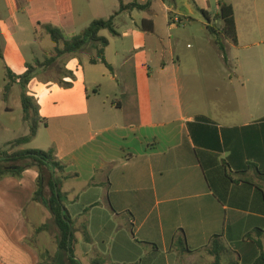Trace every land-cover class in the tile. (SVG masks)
I'll use <instances>...</instances> for the list:
<instances>
[{
    "label": "crops",
    "instance_id": "0c3cea01",
    "mask_svg": "<svg viewBox=\"0 0 264 264\" xmlns=\"http://www.w3.org/2000/svg\"><path fill=\"white\" fill-rule=\"evenodd\" d=\"M148 1L84 0L89 24L115 15L117 33L100 32L109 40L104 57L110 67L92 63V44L90 51L37 69L27 87L41 79L59 95L44 104L52 107L47 115L38 108L43 122L35 138L10 144L30 133L22 117L23 135L4 141L10 147L3 150L55 149L70 176L63 192L77 259L187 264L190 256L213 263V237L220 236L225 261L252 264L264 252V0H151L148 10L120 12L121 2ZM222 3L234 8L237 32V43H226L227 61L208 31L222 25ZM77 14L74 0H0L1 105L9 100L3 97L7 69L25 72L31 61L24 49L35 48L44 34L55 43L46 26L68 39L77 35ZM144 20L152 31L142 27ZM187 37L204 41L220 61L204 85L208 91L196 90L201 86L191 74L198 67L186 63L183 51ZM56 46L47 57L56 55ZM83 52L84 61L73 63ZM74 72L84 87L77 97L67 79ZM38 176L29 168L19 178L0 179V264L41 262L39 246L48 245V231L35 234L37 243L32 238L44 224L40 203L33 201ZM181 230L189 250L183 253ZM46 250L54 254L57 247Z\"/></svg>",
    "mask_w": 264,
    "mask_h": 264
},
{
    "label": "trees",
    "instance_id": "16d2710c",
    "mask_svg": "<svg viewBox=\"0 0 264 264\" xmlns=\"http://www.w3.org/2000/svg\"><path fill=\"white\" fill-rule=\"evenodd\" d=\"M151 6V0L146 4L132 2L124 4L121 2L120 12L128 10H148ZM119 13V12H118ZM203 13L207 16L206 12ZM115 15L108 19H96L81 33L66 38L63 31L59 28L46 26L48 33L52 40L57 44L55 56L45 57L44 60H35L34 64L28 63L26 71L21 75H15L10 69L6 71V78L8 83L4 88V99L9 97L12 86L15 83L20 84L23 89L22 92V107L24 119L30 122V133L27 136L20 137L12 142V147L29 143L36 137L40 123L43 119L39 116V109L33 99L26 94V88L31 82L34 73L39 68H47L51 66L62 55L68 53H77L83 51L88 46L96 44L97 59H92V63L98 61L110 67L104 57V48L109 44V40L100 36L102 30H109L111 33H117L114 27ZM222 21L221 26L209 25L208 31L214 38L215 43L218 45L220 51L226 57V43H237L236 21L234 8L231 5L222 3L220 12L217 16ZM142 27L147 31H152L153 26L148 20L142 22ZM29 168H34L38 171V191L33 196V201L43 204L51 213L54 224L58 229L56 234L57 250L54 254L46 250L40 251L41 262L40 264H82L76 258L74 253V239L75 229L74 222L66 209L67 196L63 192L64 183L70 178L65 172L64 164L58 159L55 149H25L9 153L5 150H0V179L5 176L21 177L22 173ZM264 182V174L259 173ZM261 188V187H260ZM46 189L49 195H46ZM49 228V223H44L35 228L34 234H39ZM84 238L90 241V236L86 230H83ZM30 243L32 240H28ZM215 243L212 255L214 256L213 264H223L222 254L226 253L228 249L222 243L220 236H214ZM180 246V253L189 251L187 247L184 232L181 230L178 239ZM93 264H105V260L96 259ZM229 264H240L239 261H231ZM252 264H264V252Z\"/></svg>",
    "mask_w": 264,
    "mask_h": 264
},
{
    "label": "rangeland",
    "instance_id": "374dc122",
    "mask_svg": "<svg viewBox=\"0 0 264 264\" xmlns=\"http://www.w3.org/2000/svg\"><path fill=\"white\" fill-rule=\"evenodd\" d=\"M74 4L77 9V16L76 18V25L74 27L75 31L77 34L81 33L88 27L90 24V19H92V16H88V10H86L84 0H74ZM55 9L49 10V12H55ZM88 16V18L84 21V17ZM8 17V14L6 15ZM34 32V30H33ZM35 35V34H34ZM38 37V36H37ZM39 43L36 45L35 48L26 50L24 49L25 53L29 55L28 59L31 61V63L35 62L36 59H41L43 60L46 56V51H52V46L56 43H53L48 35H43L42 38H38ZM190 45L191 49L187 48V45ZM208 46L205 45L204 41L199 40L198 38L196 40L192 39L191 37H187L184 40V45H183V51L185 54H187V62L190 64L192 67H198V69L195 71V73H192V77L195 78V84L198 86H201L200 89L198 87L196 88L197 92H203L202 89L205 91H208L207 87L204 88V85L207 84V79L209 76H214L213 72L217 71L218 67L220 66V61L216 57V55L208 50ZM87 51H90L87 47ZM96 55L97 50H95ZM196 58H193V56L196 54ZM226 54V53H225ZM88 54L80 53L78 56L73 57V63L76 62H81L84 61ZM194 59V60H193ZM196 60V61H195ZM211 60V61H210ZM193 61V62H192ZM217 67H213V66ZM207 67H212L209 70V73H207ZM16 74H23L24 69L21 70L18 67L14 68ZM67 79H69V82L73 84V96L77 97L80 96L79 90L81 86V91L84 93V87L82 89V76L81 74L77 73H72V74H67ZM42 83H37L33 81L29 87H27L26 94L29 97H34L33 99L34 103L38 106L40 110H42V113L44 115H47V113L52 109V107H49V105H44L45 103L48 102V99L51 98L52 96L59 95V89L58 88H53L50 93V91L46 88H44L45 84H47L46 81H43L40 79ZM43 84V85H41ZM22 92L23 89L20 86V84L15 85L9 94V100L6 101V103L2 104L0 103V150L3 149H8L10 147V144L5 143L4 141L6 140H12L14 138H17L21 135H23L24 130H25V124H23L22 117L24 116L23 113V107H22ZM212 93V92H211ZM204 96V95H202ZM40 103H39V101ZM39 103V105H38ZM4 107L10 108V111L4 110ZM39 110V111H40ZM41 115V114H40ZM24 121H26L24 119ZM29 124L30 122L27 121ZM46 195H49L48 189H46ZM40 209H41V219L39 223H49V228L47 229L46 237L45 239L48 242V245H46V242L41 243L39 246L40 249H56L57 245L54 242L55 236L58 233V229L56 225L53 222L52 216H50L51 213H49V210L43 205L40 204ZM33 215L34 211L29 210V218L31 221L33 220ZM32 223V222H31ZM49 233V234H48ZM32 238L34 239L35 243H37V240L35 238L34 230H33V235ZM76 239L81 240V234L78 233L76 234ZM39 244V243H38ZM53 254V252H52ZM224 254V253H223ZM222 254V255H223ZM190 256H186L184 259L187 262V264H213L212 262L209 261H201V260H196V259H191L190 261ZM79 260H81L82 264H90V262L87 259H84V256L79 254L78 257ZM214 262V261H213ZM223 264H229L225 259H222ZM186 264V263H185Z\"/></svg>",
    "mask_w": 264,
    "mask_h": 264
}]
</instances>
